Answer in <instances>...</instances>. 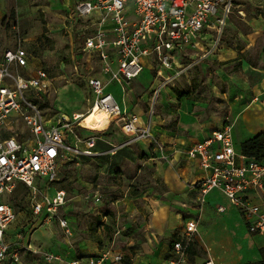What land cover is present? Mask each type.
I'll return each instance as SVG.
<instances>
[{"label": "rangeland", "instance_id": "374dc122", "mask_svg": "<svg viewBox=\"0 0 264 264\" xmlns=\"http://www.w3.org/2000/svg\"><path fill=\"white\" fill-rule=\"evenodd\" d=\"M74 1L0 0V62L4 50L21 41L30 54L29 69L42 66L50 75V86L38 100L42 110L55 117H72L75 111L86 113L91 108L96 95L88 79L101 69L96 57L88 60L79 23L71 20ZM236 1L221 50L191 69H182L181 76L177 71L161 76L147 67L127 93L128 107L142 120L150 118L154 108L152 132L172 147L174 157L169 162L161 158L154 138L130 140L115 120L103 130L78 128L75 152L62 160L52 185L39 187L38 196L52 197L59 188L67 191L60 213L70 219V231L53 219L45 223V214L36 216L30 191L21 185L11 197L17 220L8 238L15 242L23 232L34 251L18 264H69L76 255L106 248L122 251L132 264H165L174 237L155 236L151 227L156 207L164 203L178 214L177 233L187 219L198 220L195 264H248L262 259L260 235L240 231L233 210L224 216L215 206L200 204L197 193L186 189L195 169L180 158L189 145L224 123L233 125L240 144L264 131V0ZM111 89L122 96L116 83ZM17 130L21 132V127ZM91 135L97 136L92 148ZM247 240L256 242L254 253H245ZM44 250L59 258L49 262Z\"/></svg>", "mask_w": 264, "mask_h": 264}, {"label": "built area", "instance_id": "2783aa9c", "mask_svg": "<svg viewBox=\"0 0 264 264\" xmlns=\"http://www.w3.org/2000/svg\"><path fill=\"white\" fill-rule=\"evenodd\" d=\"M236 3V0H75L71 20L79 23L78 32L83 37L88 60L96 57L101 66L88 79L96 97L83 114L97 111L108 120L104 129L115 120L130 140L154 138L156 152L169 162L175 154L172 147L157 140L152 132L154 108L150 110V118L142 120L128 107L127 93L147 67L158 70L161 76L169 71H177L181 76L182 69H191L221 50ZM30 64V54L21 41L6 48L0 62V264H18L25 254L34 251L23 232H18L15 242L8 238L17 220L11 197L21 185L30 191L31 208L36 216L45 214V223L53 219L66 232L70 231V219L60 213L67 202V191L59 188L54 196L44 194L39 198V187L52 185L58 179L62 160L75 152L77 129H90L82 124L83 116L55 117L42 110L38 96L49 88L50 75L42 66L31 71ZM25 70L29 74L22 72ZM113 83L121 88L120 98L111 89ZM19 127L21 132L17 130ZM96 142L97 136H89L90 148ZM180 158L189 161L197 171V178L188 184L197 193L200 204H206L213 191H220L240 212L251 233H264V157L242 152L231 123H224L189 145ZM217 209L223 212L226 207L219 204ZM198 232V220L187 219L184 229L172 241L165 264H195L190 245ZM43 255L49 262L59 258L48 250ZM69 264L128 263L122 251L106 248L94 254L76 255Z\"/></svg>", "mask_w": 264, "mask_h": 264}, {"label": "crops", "instance_id": "0c3cea01", "mask_svg": "<svg viewBox=\"0 0 264 264\" xmlns=\"http://www.w3.org/2000/svg\"><path fill=\"white\" fill-rule=\"evenodd\" d=\"M206 136V135H205ZM205 136H203V137H205ZM203 137H201V138H203ZM201 138H199V139H201ZM250 138V137H249ZM198 139V140H199ZM248 139V138H247ZM236 140V139H235ZM246 140V138H243L242 140H241V144L240 143H238L239 145H240V147H241V145H242V142L243 141H245ZM197 141V140H196ZM195 169V168H194ZM190 180L189 179H187V181H186V189L188 188V189H190L191 191H193L192 190V188L189 186V182L190 181H192V180H194V179H196L197 178V176H198V174H197V171H196V169L194 170V172L193 173H191L190 175ZM194 192V191H193ZM221 197V198H220ZM223 198L225 199V201H227V203L226 202H224L223 201ZM206 204H209V205H212V206H215L216 208H217V206L219 205V204H222V205H224L225 207H226V210L225 211H223V212H220L218 209V212L220 213V214H223L224 216L229 212V211H231V210H233L237 215H238V217H239V225H240V231H244V230H246L247 229V231L249 232V233H251L249 230H248V227H247V224L245 223V221H244V219H243V217H242V215L240 214V212L231 204V202L229 201V199L223 194V193H221L220 191H213L211 194H210V198H209V201L206 203ZM205 205V204H204ZM162 213H164V214H162ZM224 220H223V222H226L227 224H233L234 222H228L225 218H223ZM241 221H242V223H241ZM178 225H179V219H178V214L176 213V212H174L173 213V211L169 208V205H167V204H161L160 206H158V207H156V209H155V212H154V214L152 215V219H151V227H152V233L153 234H155V236H160L161 238H175L176 236L175 235H177V231H176V228L178 227ZM237 225V224H236ZM251 234H253V233H251ZM255 235H260L259 237H258V239H257V242L259 243V244H262V245H264V240L262 239V236H264V233H259V234H255ZM173 238V239H174ZM173 239H172V241H173ZM218 243V237H216L215 238V245ZM256 242H254V241H250V240H247L245 243H244V250H245V253H254L255 252V250H254V244H255ZM171 244H172V242H171ZM170 244V245H171ZM167 244L165 243V246H166ZM169 245V246H170ZM263 247V246H262ZM167 248V246L166 247H164V249H166ZM169 248V247H168ZM170 248H171V246H170ZM167 250H169V249H167ZM87 254V253H86ZM90 254V253H89ZM91 254H94V253H91ZM166 256H167V254H166ZM262 257V255H261V253H259L258 252V258H261ZM146 259H148V258H146ZM145 259V260H146ZM150 260H151V257H150ZM148 261V260H147ZM214 264H215V261L213 262ZM137 264H147V263H144V262H141V263H137Z\"/></svg>", "mask_w": 264, "mask_h": 264}, {"label": "trees", "instance_id": "16d2710c", "mask_svg": "<svg viewBox=\"0 0 264 264\" xmlns=\"http://www.w3.org/2000/svg\"><path fill=\"white\" fill-rule=\"evenodd\" d=\"M241 149L242 152L248 156L264 157V131L243 141ZM196 248L197 241L194 240L190 245L191 256L197 253ZM260 253L262 255L261 260L248 264H264V246L260 248ZM127 263L132 264V261L127 259Z\"/></svg>", "mask_w": 264, "mask_h": 264}, {"label": "bare ground", "instance_id": "6f19581e", "mask_svg": "<svg viewBox=\"0 0 264 264\" xmlns=\"http://www.w3.org/2000/svg\"><path fill=\"white\" fill-rule=\"evenodd\" d=\"M84 112L81 111H75L73 113V116L75 117H81L82 118V124L86 127L92 128V129H98L102 130L106 126L107 119L103 118L101 115L97 113V111H90L87 114H83ZM256 129H250L249 132H254ZM214 264V263H212Z\"/></svg>", "mask_w": 264, "mask_h": 264}]
</instances>
